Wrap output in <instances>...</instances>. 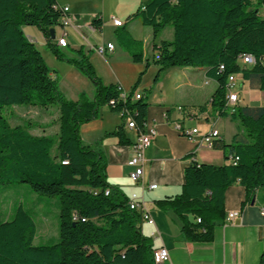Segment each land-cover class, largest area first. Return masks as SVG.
I'll return each instance as SVG.
<instances>
[{
	"label": "trees",
	"instance_id": "16d2710c",
	"mask_svg": "<svg viewBox=\"0 0 264 264\" xmlns=\"http://www.w3.org/2000/svg\"><path fill=\"white\" fill-rule=\"evenodd\" d=\"M263 4L264 0H148L131 18L151 27L153 36L170 26L172 38L153 45L157 59L143 60L141 43L123 30L118 32L117 40L132 62L144 63L125 92L120 85L103 84L82 49L63 57L51 44L50 30L62 16L57 0H0V186L26 184L32 193L54 199L57 209V240L49 245L33 244L35 220L24 207L17 206L11 219L0 220V264H154L152 240L140 230L141 214L130 210L125 194L108 182L105 156L83 145L79 135L80 126L98 119L99 109L107 106L121 115V122L95 146L108 137L129 145L123 131L125 118L130 116L137 129H143L147 104L144 97L135 100L133 95L151 64L158 67L154 82L170 68H205V76L217 85L212 110L239 129L230 144L222 139L214 142L213 148L223 152L227 164L191 162L183 171L181 193L155 201V208L174 213L188 241L209 242L216 222L224 217V192L238 183L245 191L242 206L260 192L264 217V105H236L231 113L225 108L226 80L231 74L264 92V18L258 11ZM92 25L98 28L97 21ZM23 27L40 31L54 57L91 83V98L84 93L76 101L65 98L51 76L54 71L27 40ZM245 54L253 57L252 65L240 63ZM123 93L125 99L120 97ZM53 104L58 112L53 136L31 134V128L42 126L30 121L10 126L3 114L6 107ZM189 216L199 222H191Z\"/></svg>",
	"mask_w": 264,
	"mask_h": 264
},
{
	"label": "crops",
	"instance_id": "0c3cea01",
	"mask_svg": "<svg viewBox=\"0 0 264 264\" xmlns=\"http://www.w3.org/2000/svg\"><path fill=\"white\" fill-rule=\"evenodd\" d=\"M147 1L57 0L58 6L68 8L66 16L71 25L54 27V36L53 39L50 38V42L56 48L70 49L72 53L82 49L103 84H117L127 92L144 69V63L132 62L129 52L124 50L117 40L118 32L123 30L131 39L141 43L143 60L155 58L153 45H158L164 40L170 41L172 38V33H169L167 38L161 36L156 39L166 27L153 36L151 27L143 26L138 19L131 18ZM258 11L264 18V4ZM112 18L120 20L122 25L113 26ZM93 21H97L98 28L92 25ZM22 30L27 40L34 44L41 55V51L45 54L51 53L47 48L46 39L35 27H23ZM62 32L66 33L67 46L64 48L56 44V39ZM107 43L114 46L111 53L99 55L91 49L92 46ZM64 68L60 80L55 74L51 75L68 89V96H64L75 101L80 93H84L91 98L94 94L91 83L73 67L68 65ZM157 70V67L150 65L135 90L145 98L147 104L143 131L153 127L156 132L152 144L144 151L143 173L139 182L131 181L129 174L134 169L127 166L133 155L132 145L136 140V131L126 128L124 124L123 131L130 142L129 145H119L115 137H108L104 138L99 146H95L96 140L105 133L112 132L120 124L119 113L111 112L107 106L101 107L98 119L81 126L83 144L105 156L108 182L120 189L127 198L136 195L137 200L143 204L152 224L142 221L140 230L144 236L151 238L153 249L163 246L168 250L171 264H259L261 259H264V217L259 204L260 192H256L250 203L242 206L245 200L244 188L238 183L227 187L223 196L224 217L216 222L213 238L209 242L188 241L181 232L182 223L178 217L172 212L155 208V201L173 198L181 193L183 171L191 162L214 166L228 163L221 150L200 144L203 135L216 129L222 141L230 144L232 137L239 132L236 123L227 117H220L212 110L210 101L217 85L205 76V68H170L154 82ZM197 80H202L203 86L211 85V90L202 94ZM236 82L241 98L238 105H264L263 91H259L240 76H237ZM176 107H181L182 110L177 111ZM42 124L45 126L37 127L40 129L39 133H33L32 130L30 133L36 136L55 135L58 126L54 120L50 121L48 116ZM177 124L181 126V130L196 129L197 133L190 139L182 136L176 129ZM150 185H155V188L149 189ZM6 188L8 189H4V193L8 191L18 195L16 190L19 187ZM34 201L41 202V199L35 197ZM16 204V200L11 199L8 194L0 195V207L6 205L10 210L7 218L1 221L11 219ZM48 204L54 206L53 203ZM19 205L23 207V203ZM26 210L33 214L35 212L31 207ZM228 213H238V216L228 221ZM189 220L197 222L192 216H189ZM46 239L48 241V238Z\"/></svg>",
	"mask_w": 264,
	"mask_h": 264
},
{
	"label": "rangeland",
	"instance_id": "374dc122",
	"mask_svg": "<svg viewBox=\"0 0 264 264\" xmlns=\"http://www.w3.org/2000/svg\"><path fill=\"white\" fill-rule=\"evenodd\" d=\"M169 33H172V28L170 26L166 27L165 31H162L161 33H159V36L156 37V39H159L161 36H163L164 38H167L169 36ZM45 51H47L46 48H45ZM41 52H42L41 56L46 66L49 68L50 71H54V74L57 76L58 80H60L65 70L64 67L68 66V64L63 61L56 60L54 55L49 52H47V54H45L44 51H41ZM59 52L63 55V57H70L71 55H73L70 49H65V50L59 49ZM151 65L155 66L153 64ZM195 68H200V67L196 66ZM196 83L199 86L202 94L205 92L207 93L211 90V85L203 86L202 80H197ZM57 86H58L59 91L63 95L67 94L68 96L69 91L68 89L64 87V84L62 82L59 83V81H57ZM67 96L65 98H67ZM68 100H71V99H68ZM3 114L8 119L10 126L22 125V124H25L26 121H30L40 126H45V124H42V123H44L47 120L48 116L50 117V121L51 120L55 121L57 118L55 116H58L57 106L55 104L50 105L46 108H38V107H31V106H11V107H6L3 110ZM88 123H84L81 126L88 124ZM81 126L79 128V135L82 141V137L80 133ZM30 130H32L33 133L40 132L39 128H35V129L31 128ZM48 136H51V135L49 134ZM82 144H83V141H82ZM2 187H5L4 189L6 190L8 189L6 188L7 186H0V195L8 194L11 199L16 200L17 206H19V203H23V207L25 209L31 207V210L35 211L34 214L32 213L34 216L35 226H36V234L33 239V244L40 243V244L49 245V244L54 243L57 240V209L55 207L54 199H48L44 196H39L37 194L32 193L26 184H18L16 186H10V187H15V188L19 187L16 190L18 194L17 196L13 193H9L8 191L4 193L3 191L4 189ZM35 197H39L42 203L41 202L36 203L34 201ZM44 201H48V203L50 204L53 203L54 206H51L48 203H44ZM6 207H7L6 205L0 207V220L6 219L8 216V213L10 212V210H8V208ZM46 238H48V241Z\"/></svg>",
	"mask_w": 264,
	"mask_h": 264
},
{
	"label": "built area",
	"instance_id": "2783aa9c",
	"mask_svg": "<svg viewBox=\"0 0 264 264\" xmlns=\"http://www.w3.org/2000/svg\"><path fill=\"white\" fill-rule=\"evenodd\" d=\"M56 8H59L62 11V16L59 20V25L62 27H69L71 25V21L67 18L66 14L68 13L67 7H60L56 6ZM112 25L115 27L121 26L122 22L118 19L112 18ZM66 33L62 32L61 35L56 39V44L58 47L64 48L67 46L66 41ZM113 44L107 43L106 45H95L92 46L91 49L95 51L99 55H105L106 53H111L113 51ZM158 58V54L156 52L155 59ZM240 63L244 66H250L254 63V59L251 55H242L239 59ZM220 70H223L222 66H219ZM237 76L236 74H231L227 77L226 80V104L225 108L228 112H233V109L238 103L240 102L241 98L239 95V89L237 87ZM120 97L122 99H125V93L121 94ZM141 98V94L134 92L133 99L137 100ZM109 105L113 106L114 102L109 101ZM177 111H181V107L175 108ZM166 117V115H164ZM125 126L126 128L130 130H134L137 133L136 140L134 141L132 145L133 149V155L127 162V166L132 167L134 169L133 172L129 174V178L133 182H139V180L142 177L143 173V162H144V151L152 144L154 138H155V129L153 127L149 128L147 131L138 130L137 126L134 122V120L127 116L125 118ZM145 126V125H144ZM143 126V127H144ZM176 129L180 131V134L182 136H185L187 138H192L194 134L197 133L196 129L192 130H181V126L179 124L175 125ZM221 139L220 134L218 130L212 129L207 134L203 135L200 144L205 145L208 148H213L214 142ZM234 161L237 160V157L233 159ZM232 160V162H234ZM62 164H65V162H62ZM155 188V185H150L149 189ZM104 194H108V190L104 192ZM128 208L130 210L137 211L142 216V221L147 222L148 224H152V219L150 218L148 212L144 208L143 204L137 200L136 195H131L128 198L127 202ZM238 216V213H228L226 216L228 221H232L234 218ZM83 221V219H81ZM199 222V220H196ZM152 259L154 264H171L168 250L161 246L156 249H153L152 251Z\"/></svg>",
	"mask_w": 264,
	"mask_h": 264
},
{
	"label": "water",
	"instance_id": "95a60500",
	"mask_svg": "<svg viewBox=\"0 0 264 264\" xmlns=\"http://www.w3.org/2000/svg\"><path fill=\"white\" fill-rule=\"evenodd\" d=\"M50 33H51V39H53V30H50Z\"/></svg>",
	"mask_w": 264,
	"mask_h": 264
}]
</instances>
